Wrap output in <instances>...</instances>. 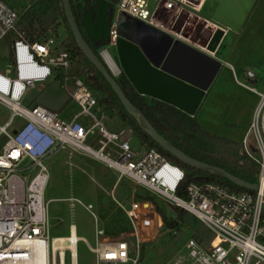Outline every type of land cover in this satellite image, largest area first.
<instances>
[{
  "label": "built area",
  "instance_id": "obj_1",
  "mask_svg": "<svg viewBox=\"0 0 264 264\" xmlns=\"http://www.w3.org/2000/svg\"><path fill=\"white\" fill-rule=\"evenodd\" d=\"M203 0H119L118 12L153 26L174 39L217 58L228 28L199 16ZM20 13L0 0V42L11 39V63L0 71V110L10 111L0 123V264H30L35 255L29 245L46 244L47 264L61 263L60 245L68 236L49 238L51 217L44 199L50 178L48 162L62 151L81 152L104 162L175 206L187 210L204 227L207 236H189L165 264H264V89L240 83L258 96L252 120L240 141L243 155L256 167L257 189L239 191L210 181L190 182L186 196L177 189L185 170L159 150L144 145L133 150L131 130L108 128L97 98L80 77H74L71 93L81 110L70 121L40 103L25 104L28 91L50 79L59 78L73 62L72 48L56 35H42L30 41L19 27ZM119 23L111 14L108 38L99 54L112 69L117 66L108 47L115 48ZM255 78L251 69L244 73ZM65 76V80H70ZM90 118L89 126L80 117ZM94 138L96 145L89 143ZM244 189V188H243ZM131 230L114 238L96 230L95 245L85 238L97 264H139L141 246L154 241L165 223L150 199L118 202ZM86 209L92 210L88 204ZM70 226V234L72 227ZM177 229H172L176 233ZM79 240V241H80ZM78 243V242H77ZM67 251L63 250V258ZM73 264V263H72Z\"/></svg>",
  "mask_w": 264,
  "mask_h": 264
},
{
  "label": "rangeland",
  "instance_id": "obj_2",
  "mask_svg": "<svg viewBox=\"0 0 264 264\" xmlns=\"http://www.w3.org/2000/svg\"><path fill=\"white\" fill-rule=\"evenodd\" d=\"M5 1L22 16L29 8L39 6L42 0ZM100 1L108 2L109 0ZM112 4L110 13L113 14V20L118 23H127L128 16L118 12L117 2ZM253 4L255 9L251 12L250 19L242 21L243 24H241L240 21L245 17L244 14H241L243 17L238 22L243 26L238 30L231 29L223 40L218 53L222 67L203 98L196 118L204 130L238 142L236 146L233 142L211 146V154L214 157L221 162L235 164L239 171H248L249 168H253L252 174L255 176L257 167L243 155L240 147V141L248 128L250 109L258 101V96L252 95L253 93L240 83L253 84L244 74L248 69H251L257 78H264V0H253ZM238 22L237 25H239ZM84 33L86 34V32ZM47 34L60 35L59 37L65 39L67 45H70L69 35L61 17ZM10 44V38H5L0 42V71L11 63ZM107 49L118 66L119 73L116 75L118 76L121 73V68L116 50L113 47ZM73 55L74 62L72 63L74 64L72 67L64 69L63 75L59 78L37 83L34 88L28 91L24 103H40L56 111L63 120H72L81 110L78 103L71 97L74 89V77L85 80V77L92 74L79 55L77 53ZM229 64L233 65L235 73L230 69ZM65 76L70 77V80H65ZM258 88L261 89L262 85L258 84ZM92 91L99 101L103 93L93 89ZM99 108L100 111H97V115L99 117L103 115L102 119L105 125L114 130H131L132 134L127 133L130 136L133 150L143 152L145 148L143 143L134 134L131 126L121 120L117 109L107 110L101 104H99ZM9 115L10 111L1 107L0 123H3ZM85 119L86 124L90 126L92 124L90 118ZM89 143L93 146L96 145L94 138H89ZM73 154L71 157L68 150L62 151L48 162L50 178L45 189L44 199L50 201L49 210L52 225L49 229V238L69 236L70 226L73 224L77 228V234L93 246L97 239V229L103 230L105 234L114 238L129 232L131 230L130 223L118 205L120 201L130 203L137 198L150 199L156 204L161 216L164 214L171 221L176 220L177 214L181 212L179 207L152 193L146 187L135 184L130 178H119L118 171L108 167L104 162L81 152ZM77 158L80 159L79 166L74 163ZM215 176H217L216 173ZM243 190L245 189H239V191ZM89 202L95 206L92 210L85 207ZM101 204H103V210L100 207ZM187 218L190 219V222L181 221L174 228L164 225L154 241L143 244L139 264H165L183 245L187 237L191 235L207 236L204 227L198 220L189 214ZM193 225H196V228H193ZM172 229H177L176 233L172 232ZM65 264H72L69 251L66 253ZM77 264H97L95 254L83 240H80L77 245Z\"/></svg>",
  "mask_w": 264,
  "mask_h": 264
},
{
  "label": "water",
  "instance_id": "obj_3",
  "mask_svg": "<svg viewBox=\"0 0 264 264\" xmlns=\"http://www.w3.org/2000/svg\"><path fill=\"white\" fill-rule=\"evenodd\" d=\"M62 1L78 47L107 80L127 112L143 121L142 128L161 148L191 167L213 170L239 187L257 189L255 183L243 180L224 168L196 160L169 144L126 96L111 68L90 45L108 38L111 18L108 2L101 1L96 13L93 8L84 12L82 29L87 34V40L76 20L70 0ZM128 19L127 23H119L120 36L115 46L121 71L139 94L164 101L195 116L222 62L153 26L130 17Z\"/></svg>",
  "mask_w": 264,
  "mask_h": 264
},
{
  "label": "trees",
  "instance_id": "obj_4",
  "mask_svg": "<svg viewBox=\"0 0 264 264\" xmlns=\"http://www.w3.org/2000/svg\"><path fill=\"white\" fill-rule=\"evenodd\" d=\"M118 1L119 0H109L108 3L112 7V3ZM70 2L76 20L82 29L84 12L89 8H93L96 13L101 1L70 0ZM111 7L109 9H111ZM60 17L63 19V23L69 35L70 45H68V47H72V51L77 53L86 64V67L92 71L90 76L85 77L86 84L91 90L93 89L94 91H100L103 93L98 101L99 104L103 105L107 110L117 109L121 120L127 122L131 126L134 134L143 144L161 151L167 159L180 165L185 170V178L177 189V194L180 197L186 196V187L192 181L198 183L215 181L223 185H229L231 188L236 190L242 189V187L240 188L233 184L216 171L212 172L213 170H199L183 163L171 153L161 148L156 141L144 131L142 128L143 121L139 117L134 118L127 112L107 80L78 47L66 18L62 0H42L36 8H29L22 14L19 20V27L30 41H34L42 35H48L47 32L55 23L58 22ZM84 32L85 31L83 30V34L88 40L87 35ZM88 42L90 43V41ZM105 43V40L100 41L97 44L90 43L91 48L99 56V58H101V60L102 57L99 54V50ZM115 79L130 101L148 119L159 134L166 138L169 144L177 147L196 160L224 168L226 171L248 182L255 181V176L252 174L253 168H249L250 170L248 171H239L237 170V166H235V164L230 165L227 162H221L211 154V146L218 144H230L233 142L232 140L217 136L204 130L199 124L196 115L190 116L171 104L139 94L122 71L118 76L115 75ZM233 144L236 146L238 145V142H233ZM215 173L217 176H215ZM179 208L181 209V212L177 214L176 220L171 221L170 218L162 214L164 223L167 227L174 228L181 221L190 222L187 215L191 214L184 208ZM193 228H196V225H193Z\"/></svg>",
  "mask_w": 264,
  "mask_h": 264
},
{
  "label": "crops",
  "instance_id": "obj_5",
  "mask_svg": "<svg viewBox=\"0 0 264 264\" xmlns=\"http://www.w3.org/2000/svg\"><path fill=\"white\" fill-rule=\"evenodd\" d=\"M253 5H254L253 4V0H203L201 9L199 11V16H201L202 18L207 19L208 21H210V22H212L214 24H217L219 26L228 28L227 34L223 37V40H224L225 37L229 34L231 29L238 30V28H241L243 26L241 24H243V22L245 20H249L250 19L251 12H253L254 9H255V6L253 7ZM241 14H244L243 16H245L243 18V20H241L242 17H243ZM247 14H248V17H247ZM239 20H241L240 22H242V21L243 22L241 24H239L240 23V22H238ZM237 22H238L239 25H237ZM223 24H225V25H223ZM56 36L59 38V40H62V42L67 45V42H65V39L59 37L60 35H56ZM70 48H72V47H70ZM220 49H219V51H220ZM219 51H218V53H219ZM73 53L75 54V52H73ZM10 54H11V49H10ZM217 59H219L218 54H217ZM73 64L74 63L71 64V67H72ZM229 67L235 73V69H234L233 65L229 64ZM111 70H112L114 75H117L119 73V70H118V68L116 66H112ZM249 80L255 85V87H257V89H259L258 88V84L262 85V88L259 89V90L264 89V78L261 79V78H257L255 76V78L249 79ZM253 84H251V85H253ZM245 89H247L249 92L253 93L252 95H257L256 93H254L253 91L249 90L248 88L245 87ZM257 102L254 103L252 105L251 109H250L251 113H250L249 121L247 122L248 126H249V124H250V122L252 120V116H253V113H254V110H255ZM79 112L77 114H79ZM80 119H81V121H83L86 124L85 117L82 116V117H80ZM111 130H114V129H111ZM73 155L74 154H71V157ZM75 155H77V154H75ZM79 160L80 159L77 158L76 162H74L75 164L77 163L76 165H78V166H79ZM58 199H60V198H58ZM61 199H63V198H61ZM119 203L124 204V205L128 204V203H123L121 201ZM89 204H91L93 206V208L95 207L91 202H89ZM102 205L103 204H101L100 207L103 210ZM73 227L75 228V231H76V234H77V228H76L75 224H74ZM69 235H70V233H69ZM77 236H78L79 240H80V238H83V237L79 236L78 234H77ZM64 237H66V236H64Z\"/></svg>",
  "mask_w": 264,
  "mask_h": 264
},
{
  "label": "bare ground",
  "instance_id": "obj_6",
  "mask_svg": "<svg viewBox=\"0 0 264 264\" xmlns=\"http://www.w3.org/2000/svg\"><path fill=\"white\" fill-rule=\"evenodd\" d=\"M61 241H64L65 237H61ZM69 242L66 246L60 245L61 249V263L65 264V258H63V250L65 248L71 250L72 252V263L77 264V245L79 242V238L76 234L75 228H72L71 234L67 237ZM29 247L33 250L35 259L30 264H47V246L46 244H42L39 242H33L29 245ZM3 264H9V263H3Z\"/></svg>",
  "mask_w": 264,
  "mask_h": 264
}]
</instances>
